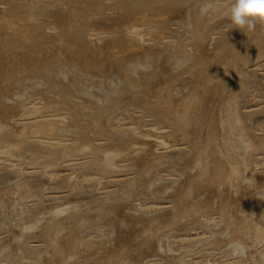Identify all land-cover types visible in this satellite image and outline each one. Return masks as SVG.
<instances>
[{
    "label": "rangeland",
    "instance_id": "1",
    "mask_svg": "<svg viewBox=\"0 0 264 264\" xmlns=\"http://www.w3.org/2000/svg\"><path fill=\"white\" fill-rule=\"evenodd\" d=\"M231 3L0 0V264H264V25Z\"/></svg>",
    "mask_w": 264,
    "mask_h": 264
},
{
    "label": "clouds",
    "instance_id": "2",
    "mask_svg": "<svg viewBox=\"0 0 264 264\" xmlns=\"http://www.w3.org/2000/svg\"><path fill=\"white\" fill-rule=\"evenodd\" d=\"M209 9L213 13L219 11L212 5H206L201 9L202 14H207ZM228 15L230 29L254 31L257 24L264 25V0H232Z\"/></svg>",
    "mask_w": 264,
    "mask_h": 264
},
{
    "label": "bare ground",
    "instance_id": "3",
    "mask_svg": "<svg viewBox=\"0 0 264 264\" xmlns=\"http://www.w3.org/2000/svg\"><path fill=\"white\" fill-rule=\"evenodd\" d=\"M11 58V57H10ZM11 64V63H10ZM26 116V115H25ZM59 122V121H58ZM5 128V127H4ZM52 130H54L53 128H51ZM21 132V131H20ZM22 133V132H21ZM12 136L11 133L9 131H6L5 129H3L2 127L0 128V137H10ZM1 141V140H0ZM22 141V140H20ZM113 154V153H112ZM112 154H108L106 155V158H105V162L108 164V165H113V158L114 156ZM113 157V158H112ZM64 158V157H63ZM104 162V161H103ZM40 176V174H39Z\"/></svg>",
    "mask_w": 264,
    "mask_h": 264
}]
</instances>
